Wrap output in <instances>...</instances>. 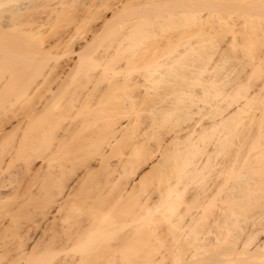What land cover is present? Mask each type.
<instances>
[{
  "label": "bare ground",
  "instance_id": "obj_1",
  "mask_svg": "<svg viewBox=\"0 0 264 264\" xmlns=\"http://www.w3.org/2000/svg\"><path fill=\"white\" fill-rule=\"evenodd\" d=\"M167 1H170V0H167ZM185 26H188V25L185 24ZM133 32L131 33L132 35H134ZM140 32H141L140 30L137 31V33H140ZM138 38H135V39L137 40ZM145 39L147 40V38ZM124 40L126 41V39ZM139 40L140 39H138V41ZM133 41L135 40L133 39ZM143 41L141 42V46H143L142 45ZM130 42H126V44L122 43V45L124 44V48H127L128 50V47H129L128 43L131 44ZM135 42L137 43V41ZM146 42L147 41H145L144 44H146ZM141 46H139L138 49H137V44H136V47L134 48L130 46L132 48L130 51L133 50L130 53V58L128 57V60H125L126 62L124 61L125 64L123 66H122L123 64L122 62L121 64H119L121 68L119 67V65L117 67L118 70L120 68L119 71L118 70L116 71L121 76V77L120 76L118 77V80L120 79L119 82H117V79L114 80V82L110 81L111 84L114 83L113 87L115 86V81H116V84H119L120 87L126 90L129 88L131 90L132 87H136L137 89L138 87L140 88V90L138 89L139 91L136 90V93L138 95L134 93L135 90L133 91L132 89L133 94L129 90L132 96L128 92L126 93V90L125 91L120 90L122 92L121 95H123L122 100L126 98L127 100H124V101H128L129 103V105L127 106L128 108H126L127 110H125V108L124 109L119 108V106H117L119 103L117 105L114 104L115 106H113L112 103L108 104V107H106L104 110H102V108H100L101 110L100 109L98 110L99 107L97 109H91L90 107L92 105L91 106H87V105H89L90 101L94 100L96 93H94L93 91H96L95 89H93V91L90 90L94 93L92 94L93 100H91V97L89 96V94L91 95L92 93L90 92L88 95L84 97L82 96L83 98L80 99L81 105L78 106V103H75V102H77L79 100L78 98L80 97L78 96L77 98H74L77 101L72 99L73 98L72 93H75V96L78 95L76 91L78 92L79 89L77 90V88L75 92L71 93L72 94L71 99L74 100L75 102L69 99L71 100V104L72 102L75 103V105L77 104L76 110L73 106H71L72 108H69L70 107L69 105H71L69 103L70 102L69 100H68L69 102L68 101L66 102L68 107L65 108L63 104L62 107L64 108L61 109L62 107L58 106L63 101V99H61L59 96L62 97L63 93L65 94L66 92V91L64 92L63 90H62L63 92L62 95L58 96L61 99L60 101V99L58 98L60 101L58 105L56 104L58 101V99L56 98L57 101L55 100L56 101L55 105L53 104L54 102L52 103L50 99L51 101L50 104L51 105L53 104L52 105L53 107L47 108V105L46 107L43 106L45 107V110H44V114L42 115L43 117V119L41 120L42 124L40 123L42 132L41 130H38V131L35 130V134H32V135H30L27 132V135H29L27 137L31 139L34 138L33 140L35 139L39 140V141L35 140L34 142L42 141L43 143V144L42 143L38 144L37 142H36L37 144L34 142L31 143L32 140L29 141L30 145L27 143L28 146H31V144L34 147L36 145L38 146V149H39L38 152L34 151V152H37L38 154H35V153L33 154H35L36 156L37 155L40 156L43 162L42 169H39L41 171L43 170V172L39 173L38 171V173L40 174V178H41L40 182L39 180L37 181V179L35 178L36 176L35 175L33 178L36 180V183L32 184L33 181L31 180L32 178L30 177V180L32 181V182L30 181V184L32 187L33 185H36L37 183H39V186L36 185L33 188V191L34 189L36 190L39 187L38 192H40L43 196L42 205L44 206V209L42 208V206H40L41 204H38V202L36 204L37 206L39 205V207H41L40 210L38 209L39 212L41 210L42 211L44 210V217L42 218L44 219V224L40 223L39 225H37L39 223V220H41V217H40L41 214L40 216H37L38 218L40 217V219L36 217L37 219L36 222L38 223L37 224L35 223L37 226H40L42 224L43 226L41 227L42 231H40L42 232V234H40L38 231L40 227H37L38 228L37 229L36 225H33L34 226V227L32 226L33 228H29L33 230H29V229L27 230V231H30L31 233L34 230L36 233L38 231V233L40 234L39 236L41 237L39 240L41 241L39 244L38 240L35 239L36 237L33 236L35 241L37 240V242H34V239L31 238L30 236L31 234L30 232H28L29 234L27 233L26 235L24 234L23 236V235L18 234L20 232H18L16 229L15 234L14 233H13L14 235L11 234V238L18 237L19 240L16 241L17 244L15 242H12L11 240L10 241L8 240L7 242V240H5L6 239L5 237L7 236L6 235L7 232H9V235H10V230L11 232H13L12 227L14 229V225H11V223H9L10 225H8L7 227L0 229V232L3 230L5 231L6 228L8 230V231L6 230L7 232H2L4 233L3 235H5L3 238L4 241L2 239L3 235L1 237V233H0V238H1L0 242H2L0 244V247H1L0 248L1 249L0 264H264V81H262L264 79V76H263L264 72L262 74V77H260L259 75V78L260 79L262 78L260 82L262 81L263 83L261 82V84L259 85L260 82H257L258 80L256 81L254 79L256 77L255 75H253L254 76L253 79L255 80L254 83L257 84V86L253 84V87H251V86H248V84H246L247 89H245V91L246 90L249 91V89L250 91H252L254 86L255 88H257L256 90L252 91L254 93L249 91L247 92V93H250L248 94L249 95L248 96L246 94H242L241 92L239 93V95L241 96L242 94L245 97L243 96H241L242 98L237 97L238 96L237 93L241 91L242 86L240 88V91L235 93L237 95H236V98L233 100L234 101L238 100L237 103L236 101L235 103L239 106H236L233 102H231L232 101L231 98H234L235 95L234 97L229 95L231 98H226V96L220 94L221 90L220 91L216 90V91H219V95L217 94V92L215 94H217L218 97H220V95L224 96L225 98L224 99L222 98L224 102L222 100H220L219 103L216 102L219 106L216 103L215 105L213 104L214 110L211 109L212 111H209L210 110L209 108H208L209 110L206 108L208 111L205 109L207 112L204 111V108L206 107L205 106L203 109H201L203 111L199 110L200 107L198 109L199 111L203 113L199 112L198 110H196L197 111L196 112L195 109L192 112L189 110L191 107L189 105L191 103L187 106L188 104L187 102L184 108L185 109L187 107L189 108L187 109L188 111H190L188 112L190 113L189 115L190 117L187 118L186 120L188 119L190 120V118L191 120H193V116L194 118L195 116L196 117H198L199 115L200 116L198 117L197 120L193 121L192 123L189 120L188 121L185 120L184 123L187 126L181 131H179L178 133L176 132L175 135L170 137L168 141L166 140L167 141L166 143H168V145H163L164 138H161V135H160L161 132L159 133L158 130H156L158 133L152 132V130L154 129L153 125L156 122L152 125L151 128L148 127L150 125L148 124L149 123L148 119L145 120L147 124L144 123L146 125H142L143 122L141 121L144 118L142 120H139L140 118L138 115H140L141 113L138 114V112L135 110L136 108H138L137 104L139 105L140 104L139 101H141L142 99H143L142 101H144L143 103L144 106H147L148 104L150 105V107L152 106L151 108L156 106L155 105L157 101L156 94L152 93V95L154 94L155 97L154 96L151 97L149 95L151 91V90L149 91V89L151 88L150 85L154 86V84L158 82L160 78H163L164 75H167L166 78L168 77V74H167L168 71H166L167 72L166 73L162 69L163 71L162 72L159 67V66L162 67L164 63L167 64L168 62H164L163 64L161 63L162 65H157V66H155L157 63L153 64L154 65L152 66L153 69L152 70L150 69L151 72L149 71L150 74H147L148 72L145 73L146 72L145 69H143L145 72H142L141 66L140 68L139 66H136V68H139V70L141 69L140 70L141 74L142 73L143 74L145 73V74H144V77H142L143 75L141 76L140 74L139 75L136 74L135 76H133V73L134 74L136 73L134 72L135 67L133 68V65L134 64L137 65L138 63V62L136 63L135 57L137 56L139 58V56H141V52H143L144 50V49H140ZM122 49H123V46H122ZM139 50L140 51L142 50V51L140 52ZM137 51H138V54H137ZM98 52L100 51L98 50ZM0 53L2 52L0 51ZM44 53L45 55H48L47 52L44 51ZM143 54L144 52L142 53V55ZM99 55L100 54L97 53V56ZM6 57L7 58L10 57L11 60L13 58L12 55L11 56L7 55ZM87 57L88 56H86V58ZM7 58L6 60L8 61L9 59ZM82 58L80 62L83 60ZM97 58L95 57V59ZM199 58L201 59L202 57H199ZM173 59L175 60V57ZM179 59L180 57L176 58V60H179ZM186 59L188 60V58ZM99 60L98 59L96 60V62H98L97 63L98 65L99 63H101V60H104V58L101 59L100 61ZM187 60L186 62L189 65V66L187 65L188 67H191L190 65L192 66L194 65V63L191 64V62L193 61H191L190 59L188 61ZM107 61L108 63L107 62L106 63L110 65L109 60ZM114 61L116 62L115 59ZM183 61H185V57ZM189 61H190V64H189ZM169 63H173V61L172 62L169 61ZM169 63L167 65H169ZM185 63L183 62L182 65L185 66L184 65ZM166 64H164V66H167ZM138 65H141V64H138ZM1 66L3 65H0V67ZM78 66L79 65L76 64L75 66L76 69ZM107 66L106 68L104 67L105 70L108 69L110 71L112 67L110 66L111 68L109 69L107 68ZM187 66H185L184 68L182 66L180 67V65L178 67L177 65H173L171 66L173 67V69L169 70L170 72L169 76L172 75V79L174 80L176 77V81H177L176 84H177V87H179L177 91H179L181 87H182L181 88L182 90L183 88H185L184 90H186V92H188L187 90L188 88H190L189 89L190 92L194 91L195 89V86L191 88L192 83L190 84L189 77H191L192 74L193 75L197 74L198 70L197 72L195 71L196 69L194 67L195 65L193 66L194 69H192V71L186 70L188 69L186 68ZM3 67L4 68L2 70L8 69L7 68L8 66L6 67L3 66ZM45 67L42 68L44 69L43 71H45ZM196 67L199 68V70L201 69L199 65H196ZM14 68L15 67H13V69ZM21 68L22 67H20V69ZM25 68H26L25 69L26 71L28 67H25ZM37 68H38L36 69L37 71L34 70L35 73L34 72H31L30 74L28 73L29 76L26 74L27 72L24 71V74H25L24 76L26 77L28 76L29 78V77L34 76V74L36 73H37L36 75H38L39 74L38 72L41 71V66ZM176 68L177 69L180 68V70L183 69L186 71H190V74L188 73V75H187V72L186 73L181 72V73L186 74V76H189L188 77L189 79L185 75L182 76L181 73H180L181 74L180 76V74H178L180 70L176 74V71H173ZM202 68H203V64H202ZM17 69L19 70L18 67L15 70ZM76 69L72 71V75L70 72L71 77L69 78L72 79L73 78L72 76H74L77 73ZM165 69L167 68L165 67ZM2 70H0V73L1 72L5 73L6 71L9 72L10 69L6 70L5 72ZM12 70L10 72L12 77L16 74L18 75H16L15 79H13L12 77L11 78L19 82L18 78H19V75L21 76L22 74L21 71L19 70L20 71V74H19L18 71L17 72L15 71L16 72L15 73L13 70L15 74L12 75L13 74ZM52 70L54 69H51V73L53 75V73L55 72L53 75L55 76L56 71L53 72ZM55 70H60V69L55 68ZM108 70L107 72H109ZM262 70L260 73H262ZM254 71L255 70H253L252 72ZM191 72H194V73L191 74ZM256 72H259V69L258 71H255V73ZM58 73H59V76L58 75L57 76L60 77V72L58 71ZM43 75H40V76H43ZM52 75L48 74L49 76L48 81H51L52 83V79H54L53 81L57 83L56 81H58L59 78L55 76L56 77V80H55V77L52 78L53 77ZM103 75H104L103 76L104 79L110 78L109 80H111L112 77H115L114 76L115 73L113 74V76L109 75V73L103 74ZM198 75L200 76V74ZM178 76L181 77V79L183 80V81L181 80L182 81L181 86H180V82L178 81L179 79L177 80ZM203 76L204 75H201L202 78H204ZM256 76L258 77V75ZM26 77H23V80H22V82L24 81L23 83H29L28 85H33V84L35 85L38 83L36 82L38 78L36 79V81H33L35 83L30 82V81L34 80L36 77H39V75L36 77H32V79L30 78L29 80ZM133 77L134 78L136 77V79H134ZM138 77L140 79H138ZM158 77H159V80L157 81ZM201 77H198L199 78L198 81L200 82H202L200 80ZM141 78H142V81L144 79V81L145 80L146 82L148 81L149 84L151 83L150 85L146 83L148 85L147 88L150 87L148 90L146 88L147 91L144 90L145 92L149 93V94L144 95L145 97L149 96V97H146V99L143 95H141L143 97L140 96V92H142L143 94V91L141 90L142 86L143 87L147 86L146 84H144V82H141ZM193 78H197V75L194 76ZM193 78L192 80H194ZM248 78L250 77H247V79ZM26 79H27V82H26ZM45 79H42L43 82L45 81ZM186 79H188L189 81L187 80L188 81L187 82ZM20 80H21V77H20ZM168 80L164 79L163 81L160 80L159 82H161V84H163L164 87L166 88L168 85L171 87V88L170 87L167 88V92L171 89L173 93L174 92L176 93L177 91H174V90H176L177 87L174 84L175 82H173L174 80L172 81L171 80L168 81ZM205 80H203L204 83H205ZM210 80H212V78H210ZM210 80L207 82H210ZM252 80L249 79V81H252ZM16 81H12L10 85L14 83L20 89H23L24 87L27 86V84H25L26 86L23 84L17 85L15 83ZM48 81H46V84H48L47 83ZM74 81L75 79H73L72 82L70 81L71 85L72 83H77V81L76 82ZM104 81H102V83H104ZM164 81L166 83H164ZM167 81L170 83L173 82L172 83L173 86L170 85V83L168 84ZM213 81H215V79H213ZM247 81L248 80H246V82ZM159 82H158V86L160 85ZM67 83L66 85L69 84ZM140 83H143L142 86ZM185 83L187 84L189 83L190 87H188L189 85L187 86V84ZM93 84H95L93 85L94 88L95 87L97 88V85L100 83H97V84L93 83ZM107 84H109V87H111L110 83H107ZM107 84H104V85L106 86ZM165 84H168V85H165ZM194 84L196 85L197 83L193 82L192 86ZM249 84L251 85L252 83H249ZM5 85L7 86V84ZM15 85L13 87H16ZM51 85L53 87L54 82ZM71 85L69 84V86L72 88V86L75 84H73L72 86ZM86 85L82 87L79 85L78 87L83 89L84 87L85 88L87 87ZM89 85L87 87L88 90H89ZM5 87L3 86L4 89L3 88L2 89L5 90ZM13 87L9 86L11 90ZM44 87L47 90L52 88L51 86L49 87L47 85L46 86L44 85ZM109 87H107V89ZM156 87L157 85H155L154 88L158 92L159 91L157 89L158 87L157 88ZM173 87H174V90L172 89ZM27 88L29 89L30 87L27 86L26 88H24L25 91H27L26 93L28 94L32 91L31 90L32 88H30L29 90H27ZM41 88L43 87H40L38 89L41 90ZM74 88L75 86L73 87V89ZM116 88H118V86L117 87L115 86V89ZM154 88L152 90H154L153 92H156ZM244 88H246V86ZM7 89L8 88L6 87L5 92L3 90H0V91H3V92H0V96H1L0 99L3 97L2 93H5L6 95L7 93H9L10 89L8 91ZM199 89L198 91L197 89H195V91L199 92V93L196 92L197 97H199L200 94L201 96L206 97L207 94L205 95L204 91L207 92V88L203 92L201 89H200L201 90L200 92ZM64 90H65V87H64ZM109 90L110 89H108L109 93L113 91V90L112 91H109ZM182 90H180V92ZM25 91L22 90L21 92H24V95H25L26 94ZM71 91H69V94ZM46 92H44L43 94V91H42L40 95L43 94L47 96L45 94ZM80 92L84 93L82 90ZM99 92H101V96L104 93V92L102 93V91H99ZM123 92L125 95L123 94ZM39 93L37 92L38 95ZM159 93L161 94V92L159 91L157 96L165 99L166 92L162 94L164 95V97L160 96ZM168 94L169 92L167 93V95ZM193 94L191 95V99L193 98L192 97ZM196 94L194 97H196ZM36 95H35L36 99L34 100H37L38 95L37 96ZM179 95L181 96V93L178 95H175L177 99L183 100V97H184L186 98L184 100H188V101L190 100L191 102V99H187V97H189L190 94L189 95L185 94L187 97H185L184 95L180 97ZM45 96H42V97H45ZM51 96L53 97V95ZM68 96L69 95L67 94L66 98ZM101 96L97 98L98 102L93 101L91 103L92 104L96 103L95 104L96 106L99 103L100 98L103 97ZM114 97L118 99L117 98L118 96L116 97L115 95ZM114 97L112 96L111 98L109 97V100L112 98L114 99ZM204 97H202L203 100L202 98H200L202 102L206 99V98L204 99ZM244 98H245V101L241 100ZM120 99H121V96H119L118 100ZM147 99L150 100V103L153 102L154 105L153 104L151 105L148 102L149 100ZM164 99H161V100L159 99V100L162 103V100ZM229 99L230 101H228ZM34 100L30 103L31 104L33 102L35 103L36 101ZM106 100L104 99L103 101H105V103L107 104ZM109 100L108 102H111ZM133 100L135 102H137L138 100V103H135ZM198 100L199 98L196 99V101ZM201 100H199V102L197 103H201ZM114 101L115 100H113V102ZM145 101L148 102V103L146 102L147 105H145ZM196 101L194 102L196 103ZM221 101L223 102V104L227 101L226 102L227 104L225 105H228V106L227 107L221 106L223 105L221 104L222 103ZM239 101L240 102L244 101V102L242 104H238ZM183 102L186 103L185 101ZM40 103L43 104L42 102ZM102 103L104 104V102ZM207 103H210V102L208 101ZM228 103L231 106L233 103V105L236 108L232 106L235 109H233L232 107L230 109L229 108L230 105ZM32 105L31 106L29 105L27 109L29 110L30 107L32 108ZM119 105L121 106V104ZM195 105L197 106V104ZM165 106H162V107H165ZM179 107L181 106H178L176 109H178ZM68 108L71 110L73 108L74 109L73 111L70 110L71 111L70 112ZM184 108L182 109L184 110ZM160 109L163 110L164 108H160ZM174 109H171L173 113L178 112L176 109L174 111ZM182 109H180V111ZM154 110H156V108ZM162 110L160 112L162 114L165 113L164 116H167V117H172V115L175 117V115L177 114V113L173 114L171 111L170 113L165 112L166 109L163 112ZM27 111L25 113H27ZM40 113L38 114L40 115ZM193 113H195L196 115ZM197 113L199 115H197ZM34 114L32 116H34ZM25 115L24 117L26 118ZM27 115H29V113H27ZM32 116H30V118ZM35 117L37 116H34V118ZM167 117H164L163 122L169 121L167 120L168 119ZM34 118L28 120V122L30 121L28 125L31 122H33L32 120ZM151 118L152 117H150V119ZM121 120L122 121L124 120V122H121ZM173 121L175 120L173 119ZM139 122H141L142 123L141 125L144 127L148 125L147 128L142 127ZM161 122L162 121L159 122L160 127H158L157 129L160 128V130L162 131L161 134L164 136L165 134H163V130L165 129L164 125L166 126V124L164 123L163 125V122L162 123ZM176 122H179V120H176ZM21 123H18V124L21 125ZM175 125L177 128H179V126L181 127V125H179L178 123H175L174 126ZM15 130L16 129H14V131ZM39 131L41 133L37 135L36 133H38ZM173 131L175 132L176 130L174 129ZM171 132L172 131L170 129V133ZM35 135H37L39 138H37V136ZM16 136H18V134ZM12 137L17 138V137H14V135ZM40 137H43V139H41ZM11 141H14V143H16L15 139ZM27 145H26V148H29ZM39 145L41 146L40 148L43 149L41 155L39 154L41 152ZM33 146H32V149H34ZM37 146L35 147L36 150H37ZM8 148L4 149L5 150L4 152L3 151L0 152V155L2 153V155L6 157V155H8L7 152L11 150V149L9 150ZM32 149L31 148H29L28 150L26 149L27 150L26 153L30 155V152H32ZM5 152H6V155L4 154ZM156 152H160V156L162 157V160L165 159V162L170 164V166L167 167L169 168V171H168L169 175L168 177L165 176L166 179L165 181H162L163 184L161 182V185L159 184L160 182L158 183V181H156L158 183L157 185H155L156 183L154 180H152L154 181V185L150 184L149 182L150 178H152V176L156 172L159 173V171L163 170V169L162 170L160 169L163 166L162 160L159 159L160 156L158 157V160L155 157ZM35 155L34 157H36ZM38 156H37V160H38ZM154 158H156V160H154ZM4 159L5 158L1 159L2 161L0 160L1 164L3 163V161H5ZM37 160H33V162H31L30 160L29 162L30 164H36ZM165 162L163 163L164 165H166ZM94 163L96 164L95 166L98 169H95L96 167L92 165ZM12 165H14V161L12 162ZM12 165H10V167ZM27 166L25 165L21 167L22 169L25 167V170H24L25 172H23L22 170L19 172L18 167L16 166L17 169L13 168L16 171L13 170L14 173L10 172V174L13 173L15 175V172H16L17 176L18 174L20 175L18 177L20 179L21 174L25 176L27 172H30V170L26 171ZM80 171L83 172L82 176H80L79 174ZM17 172L19 173L17 174ZM156 177L158 180L159 176L158 175L155 176V179ZM15 178L16 176L13 179ZM8 179L11 181L12 177L11 179L10 178ZM23 179L25 180L27 178H23ZM161 179L162 178H160V180ZM4 180H7V179L5 178L2 181ZM9 180H7V182ZM12 181L10 183H12ZM10 183L8 182L5 185L1 182L0 191L1 189L3 190L4 188L13 187L14 186L13 184L17 186H18V183L21 184L20 181L17 182V184L14 182L12 183L13 186L9 185L8 187L7 185ZM30 184L27 183L26 189L30 187ZM32 187H30V190L32 189ZM16 189L11 190L12 194L13 192L14 193L16 192ZM6 191L7 190H5V192ZM1 192H0V215L4 216L2 213L4 210H6L7 214L5 213L6 214L5 217L8 215V217H10L12 220L14 219V221L15 220L17 221V218H19L18 221L19 222L21 221L22 223L23 218L21 220L20 216L15 217L16 215H18V213L15 214V212L13 211L16 206L20 205V204L15 205V203H17L19 200L22 201L20 199L22 198V195L19 198V200L16 201V199H14L13 197L14 195L12 196V194H10V190L8 192L11 196L7 195L6 194L7 192L6 193L3 192L4 194H1ZM36 192L34 196H32L34 192L33 194H31V198L32 197L34 198L37 194H39L38 192L36 194ZM26 197L28 196H25V198ZM27 200H29V198ZM27 200H23V202ZM14 201L16 202L13 203ZM13 204L15 205L14 207H13ZM36 204L35 205L33 204V206L36 207ZM24 210H21V212H23ZM12 211L15 214L14 218L11 215ZM3 219H6V218H3ZM3 219H0V223L3 222L1 221ZM12 220L11 222L13 223ZM163 221L165 223H163ZM31 222L30 223L28 222V225H30ZM22 224H20L21 226L18 225L19 228L16 225L15 226L19 230L21 229L20 227H23V225H25V224L23 225ZM3 225H4V222L2 226ZM35 236H37V234ZM9 237L10 236H7V239ZM30 240L34 242V246H32L29 243L31 242ZM10 242L15 243L16 245H12Z\"/></svg>",
  "mask_w": 264,
  "mask_h": 264
},
{
  "label": "rangeland",
  "instance_id": "obj_2",
  "mask_svg": "<svg viewBox=\"0 0 264 264\" xmlns=\"http://www.w3.org/2000/svg\"><path fill=\"white\" fill-rule=\"evenodd\" d=\"M185 24H187L188 26H185ZM139 30L141 32L137 33V31H139ZM133 31H135L136 33ZM132 32L134 33V35L131 34ZM136 35H137V37H136ZM131 38H133L135 41H137V43L135 41H133V39H131ZM135 38H138L140 40L138 41V39L136 40ZM145 38H147V40ZM124 39H126V41ZM143 40L147 41L146 44H144L145 41H143ZM142 41H143V44H142L143 46H141ZM126 42L131 43V44L128 43V45H129L128 50H127V48H124V44H126ZM18 43H19V45H18ZM122 43H124V44L122 45ZM136 44H137V49L139 48V46H141L140 49H144L143 50L144 54L142 55V53H143V52H141L142 50L141 51L139 50L141 52V56H139L140 55L139 54L138 55L139 58L137 56L135 57L136 63L137 62L138 63H137V65L134 64L135 66L133 65V68L135 67L134 72H136L135 74L132 72L133 76H135L136 74H138V75L140 74L141 76L143 75L142 77H144L145 73L148 72L147 74H150L149 71L151 72V70L153 69V67H152V66H154L153 64L157 63L155 65V66H157V65H162L164 62L169 63V61H171V62L173 61L174 64L169 63V65L171 64L170 66L167 65L168 63L167 64L164 63L167 66H164V64L162 67L159 66L161 71H162V69L165 72L168 71V73L166 72L168 74V77L166 78L167 75H164L165 78L164 77L160 78V80L161 81H163L164 79L171 80L172 75L169 76V73H170L169 70L173 69V67H171V66L177 65V67H178L180 65V67L182 66L185 68V66L188 65L186 62V60H187L186 58H188V60L190 59L191 61H193V62H191V64L194 63L195 66L194 65L193 66L196 68L195 71L197 72V70H198L197 74L193 75L192 73H194V72H191L192 75H191V77H189V76H186V74L181 73V72H185V73L187 72V75H188V73L190 74V71H186V70L192 71V69H194L192 65H190L191 67H188L189 66L188 65L186 67L188 69H186V70H183V69L180 70V68L179 69L176 68L177 70L174 69L173 71H176V74H177L178 71L180 70V72L178 74L181 73L182 76L185 75L187 78L188 77L190 78V79L188 78L190 81L188 79H186V81L188 80L190 82V84L191 83L193 84V82L197 83L196 84L197 86L195 84L192 86V84H191V88H193L195 86V89H197V91H198L199 88L201 89L204 87L203 89H201L202 92L204 90H206V88H207V92L209 91L208 93L206 91H204L205 95L207 94L206 97L201 96V94H200L201 97L200 96L197 97V94H196L197 91H195V89H194L195 93H194V91H191L192 92L191 93L189 91L190 88H188L187 89L188 92H186V90H184L185 88H183V90L181 89L182 87L179 89V91H177L179 87H177V84H176L177 81H176V77H175V80L174 79H172V80H174L173 82H175L174 84L176 85L177 89L174 90L175 86L172 89L174 91H177V92L176 93L172 92V90L170 89L171 87L168 85L170 83V82H168L169 81L168 80L167 81L168 84H165V85H168L167 88L170 87L169 88L170 90L168 91L169 94L167 95V93H168L167 88L164 87V85L161 84V82H159L160 80L158 77L157 81L159 80L158 82L160 83L161 86L160 85H159L160 87L158 86V82H156L157 84L155 83L154 86L157 85L158 88L157 87L156 88L161 92V94L159 93L160 96L164 97V95H162V94H164V92H166L165 99H164L162 97L160 98L157 96L159 91L157 92V90L154 88V86L150 85L151 83L149 84L148 81L146 82V80L144 81V79L142 81V78H141V82H144V84L148 83L151 88L150 87H149L150 89L147 88L148 87L147 84H146L147 86H144L145 87L144 88L142 86L143 83H140L142 86L141 90L143 91V94H142V92H140V96L141 95L144 96L146 94H149L148 92L144 91L147 88V90L148 89H149V91L151 90L150 94H149L151 97H153V96L155 97V95L154 94L152 95V93L156 94V97H157L156 100L158 102L161 99H164V100H162V103L160 101L159 102L160 104L156 101L157 104L155 103V105L159 107L158 108V107L154 106L156 108V110H154L155 109L154 107L151 108L152 106L150 107L149 104L147 105L148 102L150 103L149 99H147V100H149L148 102L145 101V105H147V106L143 105V103H144V101H142L143 99L141 101H139L140 104H141V102H142V104L141 105L137 104L138 108H136L135 111H137L138 114L141 113L140 115H138L140 118L139 120H142L144 118L141 121V122H143V124L141 122H139L140 125L141 124L146 125L147 123L145 122V120L148 119V122H149L148 124H150L151 126L150 125L149 126L147 125V126L150 128L156 122L153 125L154 129L153 130L151 129L152 132L158 133L156 131V130H158L159 133L160 132L162 133L160 128L159 129H157V128L160 127L159 122L160 121L163 122L164 117H167V116H164L165 113L162 114L160 112L162 110L160 108H164L162 110V112L165 111V109H166L165 112L170 113V111L172 112L171 109H174V108L176 109L178 106H181L178 108L179 110L176 109L178 112H174V113H177L175 115V117L173 115H172V117H167L168 118L167 120H169V121L163 122V125H164V123L166 124V126L164 125L165 129L163 130L161 128L163 130V134H165L163 136L160 133L161 138H164V140H165V141L163 140V145H168V143H166V142L170 139V137L174 136L176 132L178 133L179 131H181L182 129H184L187 126V125H185L184 122L187 118L190 117L189 116L190 113H188V112H190V111L193 112L194 109L196 111L199 109V107H200L199 110H201L205 106L206 107L204 108V111H206L208 108L210 109V110L208 109L209 111H212L211 109L214 108V105L216 102L219 103L220 100L223 101V99L225 98L224 96H226V98H231L229 95H231L232 97H234V95H235L234 98H231V100H232L231 102H233L236 106H239L236 104L238 100L237 101L235 100L236 103L233 100L236 98V95L238 94L237 97H241V96H243L242 94H246V95L250 94V93H247L250 91V89H249V91H247V90L245 91V89H247L246 84H248V86L253 87V84H255L254 83L255 80L256 81L258 80L257 82H260V80H262V78L261 79L259 78V75H260V77H262V74L264 72V0H170V1H167V0H0V51L2 52V53H0V59H1L0 65H3L5 67L8 66L7 68L10 69L9 72H7L6 70H8V69L2 70L4 67L3 66L0 67V70H2L4 72L6 71L5 73H2V72L0 73V90L4 89L3 86L5 87L6 86L5 84H7V86H6L8 88L7 91L10 89V91H9V93H7V95L5 93H2L3 97L0 99V139L3 140V141L0 140L1 141L0 152H2V151L4 152L5 151L4 149H7L8 147H9L8 148L9 150L11 149L9 152H7L8 155H6V152L4 153L6 155V157L4 155H2V153H1L2 156L0 155L1 159L5 158L4 159L5 161H3L2 164L0 163V179L6 178L7 180H9L8 178L11 179V177H12V179H13L16 176L17 179L15 178V179H13V181L11 179L12 183L15 182L17 184V182H19V181L21 183V184L18 183V186L13 184L14 185L13 186L12 183H10L11 181L9 180L8 182L10 184H8L7 186L8 187H9V185L13 186V187H10L13 190L18 188V189H16V192L15 193L13 192V194H12V192H11L12 189H10V188H4L3 190L1 189L2 192L1 191L0 192H1V194H4L3 192H5V190H7L6 191L7 193L6 192L5 193L9 196H11L10 194H12V196L14 195L13 197H14V199H16V201H18L22 195V198H20L22 201L19 200L18 201L19 203L18 202L15 203L16 201L13 202V203H15V205L16 204H20V205L16 206L14 208V210L11 209L15 212V214L18 213V215L15 216L13 211L11 212V215L13 218H14V216L15 217L20 216L21 220L23 218L24 223L23 222L22 223L25 224V225H23L21 223V221L19 222L18 221L19 218H17V221L16 220L14 221V219L12 220L10 217H8V215L5 217V215L7 214V211L2 210L3 213L2 212L1 213L4 216L0 215V219H3V218H6V219L1 220L4 222V225L2 226L3 222H1L0 223V229L10 225L9 223H11V225H14V229L12 227L13 232H11V230H10L11 228L9 229L10 235H9V232H7L8 231L7 228L5 229V231L2 229L3 231L0 232L1 237L4 234L2 232H7L6 235L10 236L8 239H7V236L5 237L6 238L5 240H7V242H8V240L9 241L11 240L12 242H15L17 244L16 241L19 240V238L13 237L14 238L13 239V238H11V234H13V233L15 234L16 229H17V231L20 232L18 234L23 235V236H24V234L26 235L28 232H30L27 230L29 228H33L34 227L33 225H36L38 223V222H36L37 221L36 217L40 216V214H41V216H40L41 220H39V223L37 225H39L40 223L44 224V219H42L44 217V210L43 211L41 210L39 212L41 207H39V205L37 206V204H36L38 202V204H41L40 206H42V208L44 209V206L42 205L43 204V201H42L43 196L40 192H38L39 187H38V189H36L39 194H37L35 189L33 191V188L36 185L39 186V183H37L36 185H33V187L30 184L31 180L33 181V182L31 181L32 184L36 183V180L33 178L35 175L37 176V177L35 176L37 181L39 180V182H40L41 178H40L39 173L43 172V170L41 171L39 169H42L43 162H42L40 156L37 155L38 156V160H37V156L35 155V154H38L37 153L39 150L38 146L36 145L37 146V150H36L35 149L36 146L34 147L32 144H31V146L27 145V143L29 144L30 140H32L31 141V143H32L38 139L33 140L34 138L31 139V138L27 137V136H29V135H27V132L30 135H32V134H35V130L36 131L41 130V124H42L41 120L43 119L42 115L44 114V110H45L46 105H47V108L53 107L52 105L53 104L55 105L57 99L60 97L61 99H63V101H62L63 103L61 102V104L58 105L61 101V99L59 98L60 101L58 99L59 102L57 101L56 104L60 107H62L64 104V107L66 108V107H68L66 102L69 99H71V95L73 94L72 99L77 98L78 96L80 97V98H78L79 99L78 101L76 99H74L77 102H75L74 100L71 99L75 103H78V106H79V105H81L80 99H82L84 96H86L90 92H92L93 89L96 90V91H93L94 93H96V96L94 95L96 97V99H95V97H94V100L92 99L93 98L92 94H94L93 92L91 93V95L89 94V96L91 97V100H93L94 102L97 101L98 100L97 98L101 96V92H99V91H102V93L103 92L104 93L102 95L103 97L101 96L102 98H100L99 103L96 106H95L96 103L92 104L91 102H93V101H90L89 105H87V106L92 105L90 107L91 109H97L99 107L98 110L100 108H102V110H104L106 107H108V104L112 103L113 106H115L119 103V104H121V106L119 104L117 105V106H119V108H122V109L125 108V110H127L126 108H128L127 106L129 105V103H128V101H124V100H127L125 97H124L125 99L122 100L123 95H121L122 92L120 91V90L125 91L126 89H123L122 87H120L119 84H116V81H115V86L116 87L118 86V88L120 87L121 89L120 88L115 89V86L113 87L114 83L111 84V82H114V80H116V79H117V82H119L120 79L118 80V77L120 76V74L116 72L118 70L117 67L119 64H121V62L123 63L122 64V66H123L125 64L124 61L128 60V57L130 58V53L133 51V50L132 51H130V50L132 48L136 47ZM122 46H123L124 50L122 49ZM125 47H126V45H125ZM42 50H43V52H42ZM95 50H96V52H95ZM98 50L100 52H98ZM44 51L47 52L48 55H45ZM97 53L100 55L97 56ZM116 54H117V56H116ZM137 54H138V51H137ZM7 55L8 56L12 55L14 59L12 57H11L12 60L10 59V57L7 58L6 57ZM113 55H115V56H113ZM1 56H2V58H1ZM86 56H88V57L86 58ZM82 57H84L86 59V61ZM95 57L96 58L99 57V58H97L98 60L99 59L101 60L103 58H104V60H101V63H99V65H98L97 64L98 62H96L97 59H95ZM174 57H175V60L177 57L178 58L180 57V59L175 61L173 59ZM184 57H185V61H183ZM199 57H202L203 59L202 58L200 59ZM206 57H208V58H206ZM6 58L9 60L7 61ZM81 58L84 61L82 60L80 62ZM88 58H90V59L93 58L94 60L91 59V61H90V59H88ZM110 58H111V60H110ZM140 58H142V59H140ZM114 59L116 60V62L114 61ZM4 60H6V61H4ZM107 60H109L110 65L107 64L108 63ZM2 62H3V64H2ZM183 62L184 63L186 62L184 64L185 66L182 65ZM199 62H201L203 64V68H202V64ZM83 63H84V65H83ZM102 63H103V65H102ZM179 63H181V64H179ZM76 64L79 65L78 67L80 69L78 67L76 69V67H75ZM138 64H141V65H138ZM189 64H190V61H189ZM196 65H199V67L201 68L200 69L201 71L199 70V68H197L198 66L196 67ZM39 66H41V71L38 72L39 77H36V76H38V75H36L37 74L36 73V74H34V76H32V77H36V78L35 79L33 78L34 80L30 81V82L36 81V79L38 78L39 81L38 80L36 81L38 83L35 85L34 84L28 85L29 83H23L24 82V81L22 82L23 77H26V76H24L25 75L24 71L26 69L25 67H28V69L25 72H27L26 74L29 76V74L31 72L35 73L34 70L38 69L37 67H39ZM106 66L109 69L112 67L110 69V71L107 69L109 72H107V70H105ZM136 66H139V68L141 66L142 72H145V71L146 72L144 74L143 73L141 74L140 73L141 69L139 70V68H136ZM13 67H15V68L13 69ZM17 67L19 68V70L22 73L21 76L19 75V78H18L20 84L18 81L13 80L16 78V75H18V74L14 75L17 71L20 74V71L18 69L15 70ZM20 67H22V68L20 69ZM44 67H45V71H43L44 69H42ZM54 67L57 69L59 68L61 71L55 70ZM119 67H120V65H119ZM159 67H158V69H159ZM165 67L167 69H165ZM46 68H47V70H46ZM74 68L76 69L77 73L75 71L76 74L75 75L73 74L74 76H72L73 78L71 79V78H69V77H71L70 72L72 75V71L75 70ZM102 68H103V70H102ZM120 68H119V70H120ZM262 68H263V70H262ZM12 69L14 70V72L15 71L16 72L14 73ZM51 69H54V70H52L53 72L56 71L55 76L57 78H59V80L57 79L58 81H56L57 83H55V81H53L54 79H52V83L54 82L53 87L51 85L52 84L51 81H48L49 80L48 74L52 75ZM143 69H145V71ZM258 69H259V72L255 73V71H258ZM11 70L13 73L12 75H14L13 77L10 74ZM253 70H255V71L252 72ZM261 70H262V73H260ZM58 71L60 72V77H58L59 76ZM105 71H106V73H105ZM202 71L204 74L202 73ZM244 71H245V73H244ZM40 72L43 73L44 75L41 74ZM54 73H53V75H54ZM107 73H109V75H112V76L115 73V75H114L115 77H112L111 80H109L110 78L107 79L106 77H105L106 79H104L103 74H107ZM110 73H112V74H110ZM181 74H180V76H181ZM198 74H200V76ZM240 74L242 75V77ZM40 75H43V76H40ZM100 75H101V77H100ZM196 75H197V78H193ZM201 75H204L203 76L204 78H202ZM253 75H255V77H256V78H254L255 80L253 79V77H254ZM256 75H258V77ZM28 76L26 78H28ZM44 76H45V78L47 77L46 78L47 80L44 78ZM52 76H50V77H52ZM55 76H53L52 78H54ZM66 76H68V77H66ZM141 76H139V77H141ZM244 76H246V77H244ZM263 76H264V74H263ZM20 77H21V80H20ZM32 77H29L28 80L30 78L32 79ZM41 77H42V79H45L44 82L41 79ZM56 77H55V80H56ZM107 77H108V75H107ZM109 77H111V76H109ZM131 77H132V75H131ZM136 77L135 78L133 77V78L136 79ZM139 77H138V79H140ZM169 77H171V78H169ZM198 77H201L200 80L202 82L198 81L199 80ZM247 77H250V78L247 79ZM192 78L194 80H192ZM210 78H212V80H210ZM73 79H75L74 82L77 81V83H72V85L75 84L72 86L71 82ZM202 79L203 80L206 79L205 83L203 82ZM213 79H215L216 82L213 81ZM249 79L250 80L253 79V80L249 81ZM92 80H93V82H92ZM177 80L180 82V86H181V82L183 81L181 79V77L178 76ZM209 80H210V82H207ZM246 80H248V81L246 82ZM7 81L9 84L7 83ZM12 81H16L15 83L17 85L27 84L28 87L32 88L31 89L32 91L27 94L26 93L27 91H25V89H24L27 87L26 85H25L26 87H24L23 89H20L14 83L12 85H10L12 83ZM46 81H48L47 82L48 84H46ZM87 81H89V82H87ZM102 81H104V83H102ZM262 81H264V79ZM26 82H27V79H26ZM67 82L72 86V88L69 86V84ZM85 82L87 83V85ZM261 82L259 83V85L261 84ZM33 83H35V82H33ZM66 83L68 85H66ZM93 83H96V84L100 83L101 85L98 84L97 88L96 87L94 88L93 85H95V84H93ZM107 83H110L111 87H109V84H107ZM164 83H166V82L164 81ZM172 83H170V85H172ZM249 83H252V84L250 85ZM42 84H43V86H42ZM63 84H65V85H63ZM104 84H107L108 86L107 85L105 86ZM185 84H187V83H185ZM14 85L16 87H13ZM44 85L45 86L47 85L49 87L51 86L52 88L47 90L44 87ZM79 85L81 87L85 86V85L88 87V85H89V90L87 87L86 88L84 87L83 89H85V90H83L82 88L78 87ZM184 85H183V87H184ZM188 85H189V83L187 84V86ZM203 85H205L206 87ZM211 85H213V86H211ZM244 85L246 86V88H244L245 87ZM9 86L13 87L12 90H11V88H9ZM74 86H75V88L73 89ZM241 86H242V88H241ZM255 86H257V84H255ZM255 86H254V88H255ZM6 87H5V90H3L4 92L6 91ZM20 87H22V86H20ZM40 87H43V88H41V90L43 91V94L47 90V92L45 93L47 96H45L43 94L40 95V93H42V91L38 89ZM64 87H65V90H64ZM107 87H109L108 88V89H110L109 91H112V90L113 91L111 93H109ZM188 87H190V85ZM76 88H77V90L79 89L78 92L76 91ZM101 88H102V90H101ZM112 88H114V89H112ZM135 88L136 87H132L133 91L135 90L134 93L137 94L136 90H138V89L140 90V88L139 87H138V89L137 88L135 89ZM153 88L155 89V91L157 93L153 92L154 91V90H152ZM240 88H241V91H240ZM254 88H253V90L257 89V88H255V89ZM16 89H18V90L20 89L19 92ZM29 89L27 88V90H29ZM70 89L73 91H71ZM103 89H104V91H103ZM132 89L131 90H130V88L127 89L128 91L126 90V93L128 92L130 95H131V93L133 94ZM22 90H24L27 95L26 94L24 95V92H21ZM62 90L64 92L66 91L67 93L65 92V94H64L62 92ZM81 90L84 93H81L80 92ZM90 90H92V91H90ZM97 90H99V91H97ZM129 90L131 91V93L129 92ZM180 90H182V91L180 92ZM191 90H193V89H191ZM201 90H200V92H201ZM216 90H219V91L221 90L220 94L224 95V96L220 95V97H218L219 91H216ZM3 91H0V92H3ZM69 91H71L70 94H69ZM75 91H76V93H78V95L76 94L77 96H75V93H72ZM238 91H240V92H238ZM252 91H250V92H252ZM37 92L38 93L40 92L39 95L37 94ZM56 92H57V94H56ZM58 92H59V94H58ZM216 92L218 95L215 94ZM241 92H242V94L240 96L239 93H241ZM62 93H63V96L62 97L59 96V95H62ZM180 93H181V96L179 95L180 97H182V95L187 97L186 95L190 94L189 97H187V99H191V95L194 93L192 96L193 98L191 99V102H190V100L189 101L184 100V99H186L184 97H183V100L177 99L175 95H178ZM197 93H199V92H197ZM229 93H231V94H229ZM232 93H233V95H232ZM235 93H237V94H235ZM252 93H254V92H252ZM36 94L38 95V97L39 96L40 97L39 98L37 97V100H34V99H36V97H35ZM67 94L69 96L66 98ZM104 94H105V96H104ZM123 94H124V92H123ZM195 94H196V97L199 98V100H201L200 98H202V97H204V99L205 98L206 99L202 102V100H203V98H202L201 103H197V102H199V100L196 101L197 98L194 97ZM9 95H11V96H9ZM51 95H53V97ZM115 95H116V97L118 96L117 97L118 99H119V96H121V99L120 100L116 99L114 97ZM126 95H128V94H126ZM169 95H171V96H169ZM42 96H45L47 99L45 97H42ZM111 96L114 97V99L112 98L109 100V97L111 98ZM143 96H141V97H143ZM6 97H8L9 99ZM146 97H149V96H146ZM146 97H145V99H146ZM180 97H178V98H180ZM243 97H245V96H243ZM166 98L169 100H167ZM172 98H173V100L174 99H176V100L173 101ZM4 99H6V100H4ZM50 99H51L52 103L54 102L52 105L50 104L51 103ZM104 99L105 100L107 99L106 100L107 104L105 103V101H103ZM33 100L36 101L35 102L36 104L33 102L34 104L32 103L33 104L32 105L30 102H32ZM71 100H69L70 102L68 101L70 104H71ZM108 100L111 102H108ZM113 100H115V101L113 102ZM117 100H118V102H117ZM171 100L173 101V103ZM225 100H227V99H225ZM241 100L245 101V98L241 99ZM175 101H176V103H175ZM183 101H185L186 103H184ZM194 101H196V103ZM208 101L210 103H207ZM228 101H230V99ZM244 101H241V102L239 101L238 104H242ZM40 102H42L43 104H41ZM102 102H104V104ZM120 102H122V103H120ZM167 102H168V104H167ZM187 102H188V104H187ZM223 102L221 104H223ZM226 102L221 106L227 107L228 105H225V104H227ZM28 103L30 106L32 105V108L30 107L29 110L27 109L29 107ZM75 103L72 102L73 105L72 104L69 105L70 106L69 108H72L71 106H73L76 110L77 104L75 105ZM135 103H138V100ZM190 103L191 104L193 103V104L191 105ZM194 103L197 104V106ZM233 103H232V106H234ZM150 104L152 105L153 102H151ZM185 104H187V106L190 104L189 105V106H191L190 109L187 107L190 111H188L187 108L186 109L184 108ZM210 105H212V106H210ZM43 106H45V107H43ZM162 106H165V107H162ZM232 106L230 105L229 108L231 109ZM64 107H62L61 109H63ZM166 107H168V108H166ZM234 107H232V108L235 109L236 107L235 108ZM69 108H68V110L70 111L71 109H69ZM182 108H184V110ZM42 109H43V111H42ZM73 109L71 111H73ZM175 109H174V111H175ZM180 109H182V110L180 111ZM157 110L160 112V114ZM26 111H27V113H29V115H27V113H25ZM201 111H203V110H201ZM201 111H199V112H201ZM34 113H36L37 115ZM38 113H40V115ZM154 113H156V114H154ZM195 113H193V114H195ZM198 113H197V115H199ZM201 113H203V112H201ZM33 114H34V116H37L39 118H37V117L34 118V116H32ZM193 114H191V115H193ZM24 115L26 116V118L24 117ZM30 116H32V117L30 118ZM150 117H152L151 118L152 121H151ZM198 117L195 116V118H194V116H193V120H191V118H190V120L189 119L188 120L192 123L193 121L197 120ZM32 118H34L32 120L33 122H31L28 125V123L30 122V121L28 122V120H30ZM173 119L175 121H173ZM176 120H179V122H176ZM188 120H186V121H188ZM21 121H22V123H21ZM121 122H124V120L123 121L121 120ZM174 122L181 125V127L179 126V128H177L176 125L174 126V124H175ZM18 123H21V125ZM144 123H146V124H144ZM156 124H157V126H156ZM34 126H35V128H34ZM147 126H145V127L142 126V127L147 128ZM161 126H162V124H161ZM174 127H176V128H174ZM173 128L176 130L175 132L173 131L174 130ZM14 129H16V130L14 131ZM170 129L172 131L171 133H170ZM16 132H17L18 136H16L17 135ZM25 132H26V134H25ZM41 132H42V130H41ZM41 132L39 131L36 134L38 135ZM13 135H14V137H17V138H13L12 137ZM37 135H35V136H37ZM41 135H39V136H41ZM8 136H10V137H8ZM35 136H33V137H35ZM28 138H29V140H28ZM37 138H39V137L37 136ZM40 138L43 139V137H40ZM14 139H15L16 143H14V141H11ZM36 142H34V143H36ZM37 143L40 144V143H42V141L37 142ZM2 145H3V147H2ZM26 145L31 149L33 146V148L35 150L32 149V152H30V155H32L33 153H35V154H33L32 156L28 155L26 152L29 148H26ZM19 147H20V149H19ZM40 147L41 146L39 145V148ZM156 149H154V150H156ZM40 150H41V152L39 151L40 152L39 154L41 155L43 149L40 148ZM34 151H37V152H34ZM34 155L36 157H34ZM15 156L17 157V159ZM159 156H160V152H156L155 157L157 158V160H158ZM33 158H35V159H33ZM156 158H154V160H156ZM6 159L8 162L6 161ZM159 159L162 160V157L160 156ZM30 160H31V162H33V160H37L36 164H30V162H29ZM13 161H14V165H12ZM164 162H165V159L162 160V165H163L162 167L163 168L162 167L160 168L161 170L163 169L164 171L163 170H162L163 172L159 171V173L156 172L152 176V178H150V180H149L150 184L154 185V181H155V183H156L155 185H157L159 182H160L159 184L161 185V182L165 181V179H166L165 176L168 177L169 168H167V167L170 166V164L165 162L166 165H164L163 164ZM10 165H12L13 167L12 166L10 167ZM25 165L26 166L28 165L26 167L27 168L26 171L30 170V172H27L26 175L23 173L26 177L20 173L21 174L20 179L22 180L21 181L18 178L20 176L18 173L21 170L23 172H25L24 171L25 167L23 169L21 168ZM35 165H36V167H35ZM92 165L94 167H96L95 163ZM16 166L18 167V170H19V172H17L18 176L16 175V172H15V175L13 174L14 173L13 170L17 169ZM13 168H15V169H13ZM165 168H167V169H165ZM95 169H98V168L96 167ZM38 171H39V173H38ZM10 172H13V173L10 174ZM38 174H39V176H38ZM79 174H80V176H82L83 172L80 171ZM157 175L159 176L158 180H157V177L155 179V176H157ZM22 177L27 178V179L24 180ZM30 177L32 178L31 180H30ZM160 178H162L164 180H162V179L160 180ZM2 180H0V181L3 184L6 185L8 183L7 180H4V181H2ZM16 180H17V182H16ZM152 180H154V181H152ZM5 181H6V183H5ZM26 181H27V183L30 184V187H32V189H31L32 191L30 190V187H28V189H26V186H27ZM156 181H158V183ZM25 183H26V185H25ZM162 184H163V182H162ZM8 189L10 190V194L8 192L9 191ZM28 190H29V192H28ZM30 191H31V193H30ZM33 192H34V194H33ZM35 192L37 195L34 198L33 197L31 198V194H33L32 196H34ZM5 195H4V197H5ZM25 196H28V197L25 198ZM40 197H42V198H40ZM23 198H25V199H23ZM28 198H29V200H27ZM37 199H38V201H37ZM23 200H27V201L23 202ZM40 201H42V202H40ZM10 203H12V202H10ZM33 204L34 205L36 204V207H34ZM15 205L13 204V207ZM18 207H19V209H18ZM21 210H24L23 211L24 213L21 212ZM37 210H38V212H37ZM35 211H36V213H35ZM40 217L39 218L37 217V218L40 219ZM11 220L13 221V223L11 222ZM16 222H17V224L18 223L22 224L23 227H20L21 229L18 230L19 226H21V225L18 224L19 225L18 226L16 224ZM28 222L29 223L31 222V224L28 225ZM163 223H165V222L163 221ZM37 225H36V228L40 227V229H38V228L37 229H38L39 233L42 234V232H40V231H42V229H41V227H43L42 224L40 226H37ZM24 226H25V228H24ZM9 227H11V226H9ZM29 230H33V229H29ZM38 231L36 233L34 230L32 232L33 234L30 232L31 233L30 236H31V238H33V236L36 237L35 239H37L38 243L40 244L41 240H39V239L41 237L39 236L40 234L38 233ZM36 234H37V236H35ZM4 236L5 235H3L2 239L4 238ZM15 238H16V240H15ZM33 239H32V241H33ZM35 239H34V242H37V240L35 241ZM3 241H4V239H3ZM32 241L29 243L32 246H34V242H32ZM12 242H10L12 245H16L15 243H12ZM1 243L2 242H0V244ZM37 250H38V248H37ZM0 251H1V249H0Z\"/></svg>",
  "mask_w": 264,
  "mask_h": 264
}]
</instances>
